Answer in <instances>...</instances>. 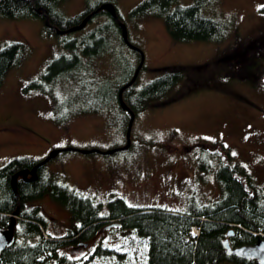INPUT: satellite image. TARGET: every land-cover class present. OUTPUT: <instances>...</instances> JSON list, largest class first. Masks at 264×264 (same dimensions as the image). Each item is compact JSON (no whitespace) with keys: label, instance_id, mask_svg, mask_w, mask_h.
Segmentation results:
<instances>
[{"label":"rangeland","instance_id":"obj_1","mask_svg":"<svg viewBox=\"0 0 264 264\" xmlns=\"http://www.w3.org/2000/svg\"><path fill=\"white\" fill-rule=\"evenodd\" d=\"M112 1L126 25L129 41L143 54L134 82L137 87L157 76L163 66L199 65L239 43L247 47L255 38L264 45V14L259 11L264 0L206 2L201 8L204 15L220 17L232 27L218 41L173 40L161 17L133 18L128 14L139 0ZM188 2L177 0L181 4ZM84 7L85 0H61L58 4L68 16ZM108 19L105 13L96 14L81 29L58 37L48 34L37 17L0 16V45L15 40L25 46L20 63L7 70L0 84V166L16 156L40 159L53 147L103 150L123 144L126 116L112 97L101 112L77 114L58 123L51 117V103L56 99L43 89L25 87L50 57L67 53L61 40L80 36ZM137 62L138 52L126 46L113 27L108 32L106 52L82 56L80 67L86 70L78 75V80L73 81L72 77L77 76L73 71L48 86L52 85L60 95L67 91L65 96L76 105H93V88L107 89V95L112 96L114 88L129 77ZM247 68L251 72L248 76L212 74L177 96L181 83L173 85L160 98L163 102L149 104L134 115L127 149L110 154L61 151L42 168L54 173L58 182L102 205L106 199L120 196L136 206L184 209L189 201L207 203L219 193L213 168L202 170L199 165L201 159L210 161L206 157L208 146L216 143L228 149L233 161L245 168L264 193V54L254 58ZM32 204H37L47 218L48 234L61 237L73 227L68 211L48 193L25 205ZM196 232V227H192L191 233ZM97 243L119 246L120 235L112 221L98 226L84 241L65 243L58 250L70 257L85 256ZM134 245L128 247L135 255L128 264H140Z\"/></svg>","mask_w":264,"mask_h":264},{"label":"trees","instance_id":"obj_2","mask_svg":"<svg viewBox=\"0 0 264 264\" xmlns=\"http://www.w3.org/2000/svg\"><path fill=\"white\" fill-rule=\"evenodd\" d=\"M103 1L113 3L112 0H85L82 11L68 16L58 8L61 0H0V16H33L42 22V15L34 10V6H42L46 9L48 21L61 29L76 24L84 14ZM206 2L208 4L210 1L190 0L181 4L177 0H139L129 9L128 14L133 18L161 17L168 35L176 41H218L232 27L220 17L204 15L201 8H204ZM259 11L264 14V4L259 6ZM116 12L121 19L117 9ZM99 13H105L109 19L80 36H68L61 40V46L67 53L50 57L38 76L25 85L28 88L43 89L47 95L56 99L55 103H51V117L55 122L62 123L76 114L101 112L111 97L118 106L117 89L131 75L114 88L110 97L106 93L107 89L102 91L100 88H93V105H76L65 96L67 91L60 95L52 85L48 86L55 79L73 71L77 74L72 77L73 81L78 80V75L86 70L80 67L82 56L90 57L106 52L108 32L113 27L119 32V28L105 10L93 14L88 21ZM43 28L48 34L58 37L70 34H56L53 28L45 25ZM259 42L258 38L251 40L249 50L248 46L239 43L234 49L199 65L163 66L157 76L138 87L134 80L123 89L122 97L136 114L149 104L163 102L160 98L177 83H181V88L176 96L198 85L199 80L210 78L212 74L217 77L248 76L250 70L247 66L253 63L254 58L264 54V45ZM24 51L25 46L21 41H6L0 45V84L7 70L20 63ZM204 74L207 76H203ZM77 88L82 90L81 86ZM62 98L64 100L60 103ZM120 110L127 121V114ZM208 148L206 157H209V163L201 159L199 165L202 170L213 168L219 193L207 203L189 201L184 209L136 206L127 203L120 196L110 197L102 205L99 200L82 195L72 187L58 182L54 173L45 171L43 166L37 169L34 180L24 181L18 178L15 194L9 184L10 174L21 167L31 166L39 159L26 156L10 158L0 166L1 227L7 225L16 203L19 207L13 228L14 241L1 250L0 264H128L135 257L128 249L132 244L139 251L137 261L140 264H260L255 259L227 253L223 240L227 238L229 245L233 247L253 243L257 236L264 237V193L252 181L245 168L233 161L232 154L222 144L212 143ZM45 193L68 211L73 223V227L61 237L46 232L47 218L37 204L25 205ZM108 221L117 226L120 235L118 247L97 243L85 256L79 257H70L58 250L65 243L84 241L98 226ZM192 227L197 229L195 234L191 233ZM229 229L232 231L227 235Z\"/></svg>","mask_w":264,"mask_h":264},{"label":"water","instance_id":"obj_3","mask_svg":"<svg viewBox=\"0 0 264 264\" xmlns=\"http://www.w3.org/2000/svg\"><path fill=\"white\" fill-rule=\"evenodd\" d=\"M29 1H31V0H29ZM34 10L37 13L42 15L43 25H45L46 27L53 28L54 32L56 34H63V33L71 32L74 30H78L86 24L88 19L93 14L97 13L100 10H105L114 19L117 27L119 28V34H120V37H121L122 41L124 42V44H126V46H128L129 48H132L135 51H137L139 54V59H138L137 64L135 65L130 77L128 78V80L125 81L123 84H121L119 86V88L117 89V92H116V99H117V103H118L120 109L126 111L128 114L126 125H125V130H124V142H123V144H121L119 146H114V147H110L107 149H103V150H100L97 148H77V147H73V146L53 147V148L49 149L48 152L44 156H42L39 160H37L31 166L21 167V168L15 170L13 173L10 174L9 184H10V187L15 194H17L16 182H17L18 178H20L24 181L34 180L37 176V174H36L37 169L40 166H42L43 164H45L49 159L56 156L61 151L77 150V151L82 152V153L99 152L102 154H110V153L115 152L117 150H124V149H127L129 147V145H130V128H131L135 114L131 110V108L126 104V102L124 101V99L122 97V91L124 88H126L127 86L131 85L134 82V80L137 76V73H138V71L142 65V61H143V54H142L141 50L136 45H134L133 43H131L129 41L128 36H127L126 25L118 17L117 12H116V8H115L114 4L110 1H103V2L99 3L96 7H94L93 9L88 11L86 14H84L82 16V18L76 24H73V25H70L66 28H61V29L53 26V24H51L48 21L46 9L44 7L34 6ZM18 207H19V204L16 203L15 208L12 210V212L9 215V221H8L7 225L4 227L0 226V252L2 249L10 246L12 244V242L14 241L13 228L15 225V216L17 214ZM231 231H232V229H229L227 231V235H229L231 233ZM223 246H224L225 251L227 253L239 255V256L247 258V259H255L260 264H264V237L257 236L253 243H244V244H240V245L233 246V247L229 245L228 239L225 238L223 240Z\"/></svg>","mask_w":264,"mask_h":264},{"label":"flooded vegetation","instance_id":"obj_4","mask_svg":"<svg viewBox=\"0 0 264 264\" xmlns=\"http://www.w3.org/2000/svg\"><path fill=\"white\" fill-rule=\"evenodd\" d=\"M118 106H119V105H118ZM119 108H120V107H119ZM123 111H124V110H123ZM124 112L127 114L126 111H124ZM76 115H77V114H76ZM76 115H75V116H76ZM78 115H79V114H78ZM127 116H128V114H127ZM130 143H131V138H130ZM213 161H214V163H215L216 160L214 159Z\"/></svg>","mask_w":264,"mask_h":264}]
</instances>
